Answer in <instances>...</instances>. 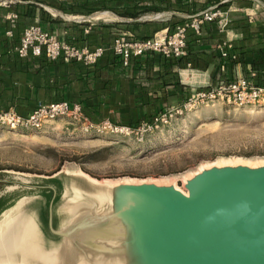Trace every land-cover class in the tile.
Segmentation results:
<instances>
[{
    "label": "water",
    "instance_id": "water-1",
    "mask_svg": "<svg viewBox=\"0 0 264 264\" xmlns=\"http://www.w3.org/2000/svg\"><path fill=\"white\" fill-rule=\"evenodd\" d=\"M65 177L57 206L49 186L48 233L23 196L3 223L0 251L23 253L34 243L58 264H264V162L203 166L183 178V189L174 180ZM24 220L32 234L8 244Z\"/></svg>",
    "mask_w": 264,
    "mask_h": 264
},
{
    "label": "rangeland",
    "instance_id": "rangeland-1",
    "mask_svg": "<svg viewBox=\"0 0 264 264\" xmlns=\"http://www.w3.org/2000/svg\"><path fill=\"white\" fill-rule=\"evenodd\" d=\"M227 1L229 21L244 19L254 31L258 29L264 17L261 1ZM253 9L255 14L250 20ZM217 24L225 34L237 33L229 25ZM185 69L195 71L189 74L194 79L183 74L181 79L199 88L224 79L223 74L215 76L212 67ZM230 75L246 77L240 64ZM188 88L185 95L191 86ZM171 103L181 104L175 98ZM218 161L264 162V105L238 107L217 101L130 133L109 129L84 132L66 118L51 121L39 130L0 126V217L25 196L42 208L40 224L48 233V205L53 195L49 186L55 189L53 205L57 206L65 189L67 171H82L93 179L114 182L174 180L183 189L185 176Z\"/></svg>",
    "mask_w": 264,
    "mask_h": 264
},
{
    "label": "crops",
    "instance_id": "crops-1",
    "mask_svg": "<svg viewBox=\"0 0 264 264\" xmlns=\"http://www.w3.org/2000/svg\"><path fill=\"white\" fill-rule=\"evenodd\" d=\"M35 1L19 0L20 3ZM162 1L161 5L165 7L163 11L153 12L156 14L155 16L143 15L137 19L120 17L109 11H97L90 15H73L63 13L44 4H38L53 18H57V21L48 22L46 26L58 38L66 40L71 38L75 42L86 43L89 46L103 44L106 47L103 55L94 64L85 65L80 62L61 59V61L51 62L45 66L39 79L42 88L37 91L39 103L46 101L45 98L78 102L81 107L91 108L92 117L95 119L130 123L153 111L152 100L155 97L181 91L180 88H166L160 84L158 77L166 70L167 66L159 55L147 54L133 59L129 66H122L110 51V44L117 32H129L137 38H145L171 28L176 23L188 21L190 17L207 8L204 5L205 0ZM38 12L39 9L36 8L32 21L39 19ZM169 16L171 18H168ZM160 17L163 19H158ZM113 24L116 25L113 26ZM105 25L112 26L104 27ZM161 26L166 27L156 31ZM222 31L217 23L207 22L203 26L202 34L210 36L222 34V39L232 41L241 36L238 30L237 33L231 35L227 33L226 35ZM212 46L213 44L202 47L209 52ZM251 60V58L247 59V61ZM190 72L191 70L185 68L180 69V75L188 76ZM208 76L210 77V75ZM181 82L188 87L190 86L182 79ZM10 86L11 84L7 85L3 90V96L7 98L12 95V91L7 89ZM44 89H46L45 93L43 92ZM31 90L32 86H26V93L29 91L30 95ZM32 96L31 94L30 97ZM172 98L176 99V97H170V107H172ZM162 107L163 104L158 105L157 108L162 109ZM27 111L26 106L20 107V114H26ZM4 209L2 207L1 211Z\"/></svg>",
    "mask_w": 264,
    "mask_h": 264
},
{
    "label": "trees",
    "instance_id": "trees-1",
    "mask_svg": "<svg viewBox=\"0 0 264 264\" xmlns=\"http://www.w3.org/2000/svg\"><path fill=\"white\" fill-rule=\"evenodd\" d=\"M259 1L264 3V0ZM204 2L205 7L218 5L223 10L229 9L230 6V2L227 0H205ZM161 3H163L162 0H72L70 2L36 0L35 2L26 3L17 2L9 7L0 6V113L10 108L20 113L21 106H26L28 108L26 113L30 112L40 102L37 100V91L39 88H42L39 79L44 67L51 62L56 63L61 61V59L64 61H75L66 60L63 57L51 61L44 53L37 56L29 54L25 57H20L17 54L16 48L19 45L23 30L27 25L32 23L36 8L39 9L38 22L43 27H47L46 24L48 22L57 21V18H53L42 7H39L38 4H44L63 13L73 15H90L97 11H109L120 17L137 19L147 13H158L163 11L165 7H162ZM9 12L16 14V18L13 21L5 17ZM115 25L116 24H113V26ZM228 25L238 30L241 33V37L232 41V48L229 50L227 57H222L216 48V46L224 40L222 39V34L215 36L197 35L193 29L189 28L187 33L189 51L187 55L179 58H167L157 54L163 59L167 66L166 70L158 77L160 84L166 88H180L181 91H177L174 94H166L162 97H155L154 100H152V104L154 105L153 111L148 112L135 122H112L137 128L143 123H152L157 116L165 112L168 107H170V97H176V99L183 104L189 98L190 92L187 93L188 95H185L188 86L181 82L180 69L186 68L188 64L201 70L212 67L213 70L216 71L215 76H221L223 74L222 76L225 80H235L237 78L236 76L230 75V72L235 70L240 64L247 78H251V73L254 71L257 73L256 79L259 82H263L261 76L264 70V17H261L256 31L253 30L249 21L244 19L231 20ZM110 26L112 25H105L104 27ZM165 27L166 26L158 27L156 31ZM6 31H10L11 35H7ZM148 37L141 39H146ZM212 44L213 46L209 52L202 47L203 45ZM110 51L113 54L111 48ZM235 55L239 58L235 59ZM113 56L118 59L114 54ZM248 58L252 60L247 61ZM222 66H225L224 73L221 71ZM261 66L263 67L260 68ZM9 84H11V86L7 89L12 91V95L7 98L3 96V90ZM26 86H32V90L30 91L33 95L32 97H30L31 94L29 95V91L26 93ZM45 91L46 89L43 90L44 93ZM45 100L46 101L41 103H49L57 99L49 100L45 98ZM161 104H163L162 109H158V105ZM82 112L91 122L98 123L103 120L92 117L91 108L86 106H82Z\"/></svg>",
    "mask_w": 264,
    "mask_h": 264
},
{
    "label": "built area",
    "instance_id": "built-area-1",
    "mask_svg": "<svg viewBox=\"0 0 264 264\" xmlns=\"http://www.w3.org/2000/svg\"><path fill=\"white\" fill-rule=\"evenodd\" d=\"M70 2L72 0H59ZM19 0H0L1 7H9ZM263 3V2H262ZM259 4V3H258ZM261 4V3H260ZM261 5H264L261 4ZM255 14L254 9L249 13L250 20ZM6 19L13 21L16 14L9 12ZM221 23L228 26V10H223L218 5H211L198 14L189 18L188 21L179 22L171 28L156 32L146 39H138L129 32H117L111 42V50L119 59L122 66H129L133 59L142 57L149 53H155L164 57L179 58L187 55L189 48L187 45V33L191 28L197 35H202L205 23ZM87 32V30H85ZM11 35L10 31H6ZM222 57H227L232 48V40L226 39L216 46ZM106 50L105 45L89 46L86 43H77L73 39H60L49 28L39 24L38 19L27 25L22 33L17 54L25 57L29 54L34 56L44 53L46 57L55 61L59 57L66 60H75L85 65L94 64ZM235 59L239 58L234 56ZM187 67H193L188 64ZM194 71V70H191ZM221 71L225 72V66ZM190 74V73H189ZM188 77L194 79V75ZM251 77L239 76L235 80H219L217 83H208L205 87L199 88L194 83H189L190 96L181 105L172 106L165 112L157 116L152 123H143L137 128L115 124L109 119H103L98 123L91 122L82 112V107L78 102L58 100L49 103H39L26 114L17 113L13 109L0 113V126L10 129H35L39 130L51 121L66 118L72 124L78 125L84 132L100 131L109 129L113 132H134L141 127L157 126L174 115L183 114L200 105H208L217 101H226L238 107L261 106L264 105V70L262 81L259 82L257 73L252 72Z\"/></svg>",
    "mask_w": 264,
    "mask_h": 264
},
{
    "label": "bare ground",
    "instance_id": "bare-ground-1",
    "mask_svg": "<svg viewBox=\"0 0 264 264\" xmlns=\"http://www.w3.org/2000/svg\"><path fill=\"white\" fill-rule=\"evenodd\" d=\"M221 162L222 161H220V163ZM26 199L27 198L23 199L22 201H26ZM15 210H17L16 205L7 209L4 213H2V216L0 217V231L4 225L3 223L6 222L5 220H7V218ZM13 232H14L12 233L13 235L11 234V236L7 238L6 240L8 244H12V245L17 243V241L20 238H23L24 240L25 237H28L29 235H31L33 232V224L28 220H24L22 222H19L16 225ZM13 238L16 240V242H14ZM31 243H32V240H31ZM58 261H59V258L54 253L49 252L47 250H43L37 244H34V243H32V246L29 247V250L27 252H23V253L11 252V253L6 254L4 250L0 251V264H58Z\"/></svg>",
    "mask_w": 264,
    "mask_h": 264
},
{
    "label": "flooded vegetation",
    "instance_id": "flooded-vegetation-1",
    "mask_svg": "<svg viewBox=\"0 0 264 264\" xmlns=\"http://www.w3.org/2000/svg\"><path fill=\"white\" fill-rule=\"evenodd\" d=\"M38 209H39V214H41V209H42V208H38Z\"/></svg>",
    "mask_w": 264,
    "mask_h": 264
}]
</instances>
